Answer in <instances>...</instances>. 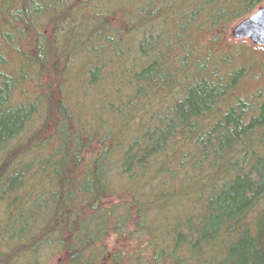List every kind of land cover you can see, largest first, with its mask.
<instances>
[{
  "label": "trees",
  "instance_id": "1",
  "mask_svg": "<svg viewBox=\"0 0 264 264\" xmlns=\"http://www.w3.org/2000/svg\"><path fill=\"white\" fill-rule=\"evenodd\" d=\"M264 0H0V264H264Z\"/></svg>",
  "mask_w": 264,
  "mask_h": 264
},
{
  "label": "water",
  "instance_id": "2",
  "mask_svg": "<svg viewBox=\"0 0 264 264\" xmlns=\"http://www.w3.org/2000/svg\"><path fill=\"white\" fill-rule=\"evenodd\" d=\"M230 35L236 39H248L255 45L264 46V5L234 24L230 29Z\"/></svg>",
  "mask_w": 264,
  "mask_h": 264
},
{
  "label": "rangeland",
  "instance_id": "3",
  "mask_svg": "<svg viewBox=\"0 0 264 264\" xmlns=\"http://www.w3.org/2000/svg\"><path fill=\"white\" fill-rule=\"evenodd\" d=\"M230 29H231V28H230ZM234 39H235V40H242L243 38H242V39H236V38H234ZM244 40H248V39H244Z\"/></svg>",
  "mask_w": 264,
  "mask_h": 264
}]
</instances>
